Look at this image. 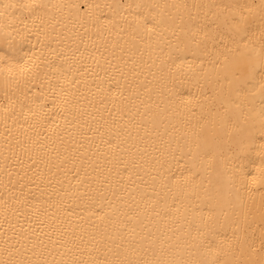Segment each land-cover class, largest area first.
I'll return each mask as SVG.
<instances>
[{
    "label": "bare ground",
    "instance_id": "bare-ground-1",
    "mask_svg": "<svg viewBox=\"0 0 264 264\" xmlns=\"http://www.w3.org/2000/svg\"><path fill=\"white\" fill-rule=\"evenodd\" d=\"M264 0H0V264H264Z\"/></svg>",
    "mask_w": 264,
    "mask_h": 264
},
{
    "label": "snow or ice",
    "instance_id": "snow-or-ice-1",
    "mask_svg": "<svg viewBox=\"0 0 264 264\" xmlns=\"http://www.w3.org/2000/svg\"><path fill=\"white\" fill-rule=\"evenodd\" d=\"M262 115H264V113H262ZM262 180H264V175H262Z\"/></svg>",
    "mask_w": 264,
    "mask_h": 264
}]
</instances>
